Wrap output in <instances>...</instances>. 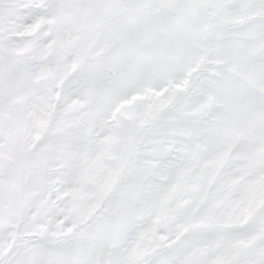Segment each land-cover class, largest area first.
Masks as SVG:
<instances>
[{
	"label": "snow or ice",
	"instance_id": "snow-or-ice-1",
	"mask_svg": "<svg viewBox=\"0 0 264 264\" xmlns=\"http://www.w3.org/2000/svg\"><path fill=\"white\" fill-rule=\"evenodd\" d=\"M0 264H264V0H0Z\"/></svg>",
	"mask_w": 264,
	"mask_h": 264
}]
</instances>
